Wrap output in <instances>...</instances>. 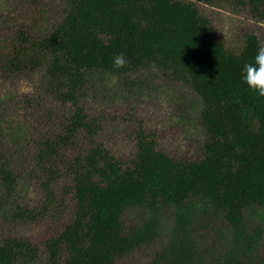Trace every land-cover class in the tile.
<instances>
[{"label": "trees", "instance_id": "16d2710c", "mask_svg": "<svg viewBox=\"0 0 264 264\" xmlns=\"http://www.w3.org/2000/svg\"><path fill=\"white\" fill-rule=\"evenodd\" d=\"M222 3L264 22V0L0 4V264H264V97L241 78L264 40L228 48ZM143 73L192 93L194 154L140 125L126 157L105 141L90 101ZM47 217L38 243L18 230Z\"/></svg>", "mask_w": 264, "mask_h": 264}, {"label": "rangeland", "instance_id": "374dc122", "mask_svg": "<svg viewBox=\"0 0 264 264\" xmlns=\"http://www.w3.org/2000/svg\"><path fill=\"white\" fill-rule=\"evenodd\" d=\"M3 3L4 0H0V4ZM203 10L217 36L230 49L240 47L247 31L257 33L264 40V22L251 18L247 12L232 11L227 3L205 5ZM128 81L131 82L127 86L111 83L104 88L109 91L107 97H95L90 101L91 111L94 114L101 112L105 118V141L114 146L120 156L126 157L131 149L133 131L140 125L144 130L154 132L161 147L170 154H194L200 145V134L192 117V93L160 74L143 73ZM29 197H32L30 205L36 206V194L30 193ZM9 228L13 229L11 225ZM55 228L56 223L47 217L37 223L20 225L18 230L38 243L50 236Z\"/></svg>", "mask_w": 264, "mask_h": 264}, {"label": "clouds", "instance_id": "9594fccd", "mask_svg": "<svg viewBox=\"0 0 264 264\" xmlns=\"http://www.w3.org/2000/svg\"><path fill=\"white\" fill-rule=\"evenodd\" d=\"M128 61L123 53L113 58V66L123 68ZM242 81L247 87L260 97H264V47H259L255 55L245 62L241 70Z\"/></svg>", "mask_w": 264, "mask_h": 264}]
</instances>
